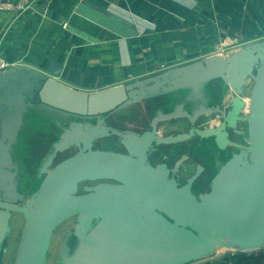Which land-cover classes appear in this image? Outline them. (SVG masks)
<instances>
[{"label": "water", "instance_id": "95a60500", "mask_svg": "<svg viewBox=\"0 0 264 264\" xmlns=\"http://www.w3.org/2000/svg\"><path fill=\"white\" fill-rule=\"evenodd\" d=\"M55 65L49 67L53 76L26 65L0 70V257L15 212L25 222L12 264H47L54 231L72 217L74 227L63 236L58 264H186L221 249L264 247V38L226 56L210 55L97 90L60 81ZM214 79L233 91L226 112L224 100L208 104L213 99L208 83ZM249 84L244 115L242 94ZM183 90L184 99L172 110L159 108L143 131L107 122L115 110ZM36 110L60 114L65 118L58 124H69L61 125L39 167L44 177L27 196L19 188L20 162L14 154L26 118ZM213 113L224 115L219 124L197 125L202 115ZM181 117L189 119L188 130H158L161 122ZM238 120L246 123L245 143L229 138L228 128ZM112 135L124 150L95 146ZM194 135L212 138L220 150L229 144L236 149L226 160L217 159L207 191L193 189L201 164L181 181L187 154L172 166L150 160L159 145ZM70 147L76 150L55 161Z\"/></svg>", "mask_w": 264, "mask_h": 264}, {"label": "crops", "instance_id": "0c3cea01", "mask_svg": "<svg viewBox=\"0 0 264 264\" xmlns=\"http://www.w3.org/2000/svg\"><path fill=\"white\" fill-rule=\"evenodd\" d=\"M263 38L264 0H36L18 17L0 11V56L51 76L55 62L60 81L84 90L126 83L214 54L226 56ZM220 45H228L227 54ZM214 81L230 101L233 91L220 79ZM217 119L218 114L201 116L197 125L214 126ZM188 125L170 131H185ZM206 139L194 135L175 144L185 145V154L192 156L186 172L201 164L199 176L210 179L213 157L200 148L208 145ZM242 252L251 253L245 256L250 261L237 262L238 251L224 249L186 264H264V247Z\"/></svg>", "mask_w": 264, "mask_h": 264}, {"label": "rangeland", "instance_id": "374dc122", "mask_svg": "<svg viewBox=\"0 0 264 264\" xmlns=\"http://www.w3.org/2000/svg\"><path fill=\"white\" fill-rule=\"evenodd\" d=\"M233 52V51H232ZM215 80V79H214ZM212 80V81H214ZM210 81V84L208 85L215 88L217 91L219 88V84L217 81L212 82ZM251 88V84L247 86L246 89V96L248 97L249 90ZM227 94V93H226ZM164 96H167L165 101L163 99V106L164 108H169L172 106L170 103L172 99L173 93H166L161 94ZM230 94H228L227 98H230ZM153 104V105H152ZM148 105H150L148 107ZM154 102L153 100H143L142 102H137L132 105H129L128 108H130L131 112H134L136 114V117L133 119H129L126 121L124 117H122V127H133L137 129H143L146 126V123L150 121L151 117L153 116L154 112ZM162 108V107H160ZM123 109V112L127 113V107L121 108ZM163 109V108H162ZM173 109V108H172ZM171 110V109H170ZM56 116L63 120L65 117L61 116L60 114H56ZM216 117V115H213ZM69 119H76L80 120L81 118L78 116L71 115ZM121 119L119 115V109L113 111L110 116L108 117V120L115 122ZM94 121L95 119H91ZM218 120V119H217ZM166 122H161L159 125L158 130L163 134L166 132H171L170 129L177 131L179 128H187L188 120L183 118L179 120H171ZM68 125L69 120H67L66 123L56 124L54 121V118L48 114V112L44 111L42 114H38L36 111H31V113L28 114L26 118V124L23 130L21 131L19 141L17 142L16 148H15V154L14 157L17 161L20 162V172H21V178L19 183V188L27 193V196L30 195L33 191H35L38 186L40 185L44 175H38L39 174V165L41 164V161L43 157L46 155V153L50 150V147L52 145V142L58 137V134L60 133V126L61 125ZM246 127V124H244ZM135 130V129H134ZM137 131V130H136ZM109 137V136H108ZM104 137L99 139L96 143L97 146L100 148H110L109 146H112L111 143H115L114 140H117V146L121 149H123L122 144L119 142V140L112 137ZM105 139H110L111 142H108L110 144H107L103 142ZM162 145H159L158 147H161ZM185 149V145H179V144H168L163 145L161 147V153L162 154H173L174 152H178ZM76 150V149H75ZM74 148H70L64 152H61L57 155L55 161H59L60 159L66 157L68 154L73 153ZM154 156L157 159H161L159 157V153L155 152ZM158 154V155H157ZM181 155L177 153L176 155H170L168 158H165V161H169L170 163H175L177 159H179ZM186 164V162H185ZM184 164V165H185ZM39 166V167H38ZM189 165L185 166L188 167ZM29 172V174H28ZM191 171L185 172V170H182L183 175L190 174ZM204 176V175H203ZM186 177H183L181 181H184ZM85 183V182H84ZM81 189L82 190V185ZM197 190V189H196ZM14 219L17 221H11V233L6 238V247L1 253L0 257V264H12L14 261V258L16 256L18 244L20 241V236L22 232V228L24 226V216L20 212L14 213ZM17 222L16 224H14ZM75 223V217L69 218L65 220L62 224H60L57 229L54 231L52 236V241L50 245L49 255H48V262L47 264H58V258L60 255V243L62 241V238L65 233H68L73 230ZM224 251V250H221Z\"/></svg>", "mask_w": 264, "mask_h": 264}, {"label": "flooded vegetation", "instance_id": "af4514ba", "mask_svg": "<svg viewBox=\"0 0 264 264\" xmlns=\"http://www.w3.org/2000/svg\"><path fill=\"white\" fill-rule=\"evenodd\" d=\"M220 87V86H219ZM209 88H210V91H211V93H212V95L213 94H216V95H213V99L208 103L209 105H211V104H220L223 100L225 101L224 102V104L222 105V108L225 110V112L230 108V102H232V96H231V99H230V101H228L227 102V100L226 99H224L225 97H224V93L223 94H219L220 92H221V90L220 89H218L217 91L215 90V88H213L212 86H209ZM184 94H186L185 93V91L183 90V91H181L179 94H177L175 97H173V101H171L170 103L172 104V106H170V109L172 110V108H173V105H174V103L175 102H177V101H181V100H183L184 99ZM217 101V102H216ZM196 106H197V103H196ZM186 107H190V103H186ZM160 108V107H159ZM159 108L157 107L155 110H154V114H153V116L157 113V111L159 110ZM163 108V110L164 111H168V110H170L169 108H164V107H162ZM36 112L37 113H40V114H42V113H44V111H37L36 110ZM31 113V112H30ZM111 114V113H110ZM110 114L107 116V122H108V124H111V125H113V126H115V127H118V128H132L133 129V127H122V125H120V124H117V123H115V122H112V121H110V120H108V117L110 116ZM216 114H218V117H219V119H218V121H219V123L223 120V118H224V115L222 114V113H213V114H210V115H207V116H212V115H216ZM53 118H54V121H55V123L56 124H58V120H60L61 121V119H59L57 116H56V114H54V113H51L50 114ZM152 116V117H153ZM202 116H205V115H202ZM151 117V118H152ZM183 118H185V119H187L188 120V124L190 123V121H189V119L188 118H186V117H183ZM64 120V119H63ZM173 120H179V118H177V119H173ZM150 121H151V119H150ZM150 121H149V124H148V127L147 128H150L151 126H150ZM67 122V121H66ZM65 122V123H66ZM244 124H246L245 122H243V121H241V120H238V122H237V125L235 126V127H233V128H228V131H229V138L232 140V141H238V142H240V143H245V141L247 140V128L245 127V125ZM59 125V124H58ZM65 125V124H64ZM135 130H137V131H143V130H145V129H137V128H134ZM62 131V127L60 126V132ZM60 134V133H59ZM59 134H58V137H59ZM109 137H112V138H115L116 139V137L117 136H114V135H112V136H109ZM117 139H118V137H117ZM208 142H206V143H208V145L207 144H200V148L203 150V149H205L206 148V150L205 151H209V154L210 155H212V157H213V165H214V174L216 173V171H217V159H219V160H221V161H224V160H226L228 157H230V155L232 154V152L234 151V150H236L234 147H233V145L232 144H229L228 146H227V148H225L224 150H220L218 147H217V144H215V142H214V140H212V138H208V139H206ZM115 141V144H114V147L115 148H112V149H120V150H124V149H121V148H119L116 144H117V140H114ZM97 142V141H96ZM95 142V146L96 147H99V146H97V143ZM205 143V142H204ZM123 147V146H122ZM70 148H74V150L76 149L75 147H70ZM69 148V149H70ZM124 148V147H123ZM66 151V150H65ZM64 152V151H63ZM155 152H158L159 153V157L161 158V159H157L155 156H154V154H156ZM153 154H151L150 155V160L153 162V163H155V162H158V161H163L165 158H168L170 155L169 154H162L161 153V147H158V149L155 151ZM185 153H187L186 152V148L184 149L183 148V150H181V151H179V154L180 155H183V154H185ZM158 155V154H157ZM192 158V156H190L189 155V157L185 160V162H187V160H189V159H191ZM16 159V158H15ZM167 163L170 165V166H172L173 165V163H170L168 160H167ZM212 165V166H213ZM206 169V168H205ZM210 169V168H209ZM209 169H207L206 171H208ZM21 173V172H20ZM213 174V175H214ZM205 176V175H204ZM199 177L195 182H194V185H193V189L196 191V186H195V184L197 183V185H198V187L200 188V187H204V188H200L199 189V191H207L208 189H209V186H210V182H211V179H212V177L213 176H211L210 175V179H206V177ZM21 178V177H20ZM95 182H97V181H95ZM95 182H89V181H87V182H85V184L87 183V184H93V183H95ZM205 185H208V186H206L205 187ZM198 192V191H197ZM63 239V238H62ZM71 244L72 245H74L75 244V240H74V237L72 236L71 237Z\"/></svg>", "mask_w": 264, "mask_h": 264}, {"label": "built area", "instance_id": "2783aa9c", "mask_svg": "<svg viewBox=\"0 0 264 264\" xmlns=\"http://www.w3.org/2000/svg\"><path fill=\"white\" fill-rule=\"evenodd\" d=\"M35 1L36 0H0V11H10V12L15 13V16L18 17L24 12L28 11ZM66 25H67V21L63 23V26H66ZM227 46L220 45V50L222 51L221 53L227 52V48H226ZM17 63L18 62L13 59H8V58L0 56V70H4L9 67L15 66L17 65ZM242 98L246 102V105L243 108L242 114L247 115V106H248L249 99L247 96H242Z\"/></svg>", "mask_w": 264, "mask_h": 264}, {"label": "trees", "instance_id": "16d2710c", "mask_svg": "<svg viewBox=\"0 0 264 264\" xmlns=\"http://www.w3.org/2000/svg\"><path fill=\"white\" fill-rule=\"evenodd\" d=\"M166 98H167V96H164V95H157V96H154V97H150V98H147V99H145V100H153V102H154V110L158 107H164L163 106V104H162V102H163V99L165 100V101H167L166 100ZM172 99H173V97H172ZM173 101V100H172ZM217 102V101H216ZM153 105V104H152ZM150 105H148V107H149ZM127 107V113L125 114L124 112H123V109H119V115H120V117H121V119H118L117 121H116V123L117 124H122L123 122H122V117H124L125 119H126V121L127 120H129V119H133V118H135L136 117V114L134 113V112H132L131 114H130V112H131V110H130V108H128V106H126ZM125 107V108H126ZM154 110H153V112H154ZM38 114H40V113H38ZM170 122H172L171 120H170ZM58 138V137H57ZM56 138V139H57ZM109 138V137H108ZM55 139V140H56ZM54 140V141H55ZM103 142H105V143H107V144H110V143H108V142H111L110 141V139H105V140H103ZM115 142V141H114ZM112 144V146H109L110 148H115L114 147V144L115 143H111ZM175 144V143H174ZM163 146V145H162ZM161 146V147H162ZM69 155V154H68ZM67 155V156H68ZM40 166V165H39ZM38 166V167H39ZM28 174H29V172H28ZM195 186H196V191H199V187H198V185H197V183L195 184ZM237 255H238V261L237 262H242L243 260H248V261H250V259L249 258H245V256H248V257H251V253L250 254H248V255H246V253H244V252H242V251H238V253H237Z\"/></svg>", "mask_w": 264, "mask_h": 264}, {"label": "bare ground", "instance_id": "6f19581e", "mask_svg": "<svg viewBox=\"0 0 264 264\" xmlns=\"http://www.w3.org/2000/svg\"><path fill=\"white\" fill-rule=\"evenodd\" d=\"M248 99H249V97H248ZM249 101V100H248ZM231 103V102H230ZM221 250H224V249H221Z\"/></svg>", "mask_w": 264, "mask_h": 264}]
</instances>
